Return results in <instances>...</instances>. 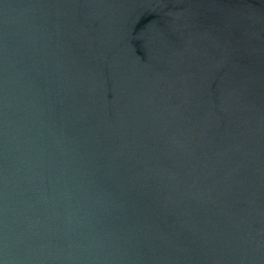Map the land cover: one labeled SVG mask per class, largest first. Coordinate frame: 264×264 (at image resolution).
I'll return each mask as SVG.
<instances>
[{
    "label": "water",
    "instance_id": "1",
    "mask_svg": "<svg viewBox=\"0 0 264 264\" xmlns=\"http://www.w3.org/2000/svg\"><path fill=\"white\" fill-rule=\"evenodd\" d=\"M0 264H264V0H0Z\"/></svg>",
    "mask_w": 264,
    "mask_h": 264
}]
</instances>
